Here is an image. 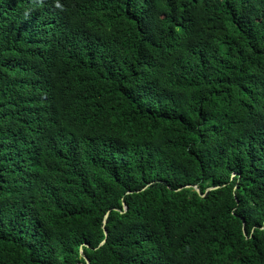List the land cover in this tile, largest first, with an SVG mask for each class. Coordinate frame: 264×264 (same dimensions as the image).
Wrapping results in <instances>:
<instances>
[{"label": "trees", "instance_id": "obj_1", "mask_svg": "<svg viewBox=\"0 0 264 264\" xmlns=\"http://www.w3.org/2000/svg\"><path fill=\"white\" fill-rule=\"evenodd\" d=\"M0 264H264V0H0Z\"/></svg>", "mask_w": 264, "mask_h": 264}, {"label": "water", "instance_id": "obj_2", "mask_svg": "<svg viewBox=\"0 0 264 264\" xmlns=\"http://www.w3.org/2000/svg\"><path fill=\"white\" fill-rule=\"evenodd\" d=\"M107 218H108V215H107L106 218H105V224H106ZM103 244H104V243H103ZM103 244H102V245H103Z\"/></svg>", "mask_w": 264, "mask_h": 264}]
</instances>
